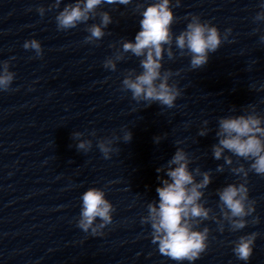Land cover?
<instances>
[{"label":"clouds","instance_id":"1","mask_svg":"<svg viewBox=\"0 0 264 264\" xmlns=\"http://www.w3.org/2000/svg\"><path fill=\"white\" fill-rule=\"evenodd\" d=\"M62 0H54L47 9L39 7L36 11L44 16L46 11L60 8ZM181 0H151L145 6L144 3H136V11L141 16L139 20L140 30L136 33L134 41L124 39L120 42L114 55L107 57L103 62L105 69L116 71L117 63L125 59V54L140 58L141 71L127 70L121 82V90L131 93V99L138 104L143 102L146 107L153 103L162 108L172 109L176 107L177 99L182 95L178 82L173 79L180 75L170 69H164L163 60L165 54L171 60L174 58L173 46L181 56L190 58V68L197 70L203 68L209 62L210 54L215 53L232 35V29L226 28L223 33L210 21H202L200 16L191 15L185 17L188 20L186 27L178 35L173 33L172 26L177 17L174 7L180 6ZM130 5L133 0H75V3L67 4L56 17L57 29L66 31L76 28L79 24H87L90 19L100 18V23L87 26L89 33L84 43L97 44L106 35L105 29L112 23V17L107 11H98L103 4ZM261 11L253 17L256 23L264 22V3L260 4ZM259 29H254L257 32ZM260 42L264 43V35L260 36ZM115 47V45H111ZM25 50H33L37 57H42L43 48L39 40H26L23 44ZM251 70V69H249ZM15 73L10 71V62H0V91H8L11 88ZM255 88V85H252ZM264 90V85L256 89ZM236 112L235 106L231 108ZM208 121L202 122L198 135H208L210 129ZM215 136L217 143L212 145V156L215 160L223 159V164H218L216 172L222 173L225 165L231 166L230 172L240 177L239 183H229L218 188L216 194L219 197V216L213 210L206 207L204 189L212 183V171H202L199 167L190 169L193 159L185 148L180 147L184 141H176V151L166 164L156 169L160 186L156 188L158 201L147 203V215L141 217L140 223L150 225L151 241L158 245V251L163 256L183 264L184 261H196L208 248L209 228L200 225L206 220H212L218 225L220 232L224 231L225 222L229 230L237 232L244 229L249 221L246 219L255 212L256 201L249 198L248 176L249 173L264 177V116L257 111L255 104H249L243 108L241 114L222 116L217 121ZM123 136L104 137L97 141L96 147L102 153L104 159H111L113 153L119 149L114 147L118 140L124 143L132 140L130 130H121ZM82 132L72 133L78 143V151L88 152L92 149L91 139H81ZM89 135L95 137L93 130ZM166 136L154 137V143L159 144ZM232 155H226L225 153ZM233 156L237 158L234 165ZM240 160L248 161L246 168ZM167 177V178H165ZM197 177H200L197 180ZM81 210L77 220V227L93 236L103 235V229L113 222L114 205L106 198V192L102 188L90 187L81 195ZM252 224L259 223V218L254 217ZM258 233L252 232L241 235L233 242V253L242 261L247 262L253 254L254 242Z\"/></svg>","mask_w":264,"mask_h":264}]
</instances>
